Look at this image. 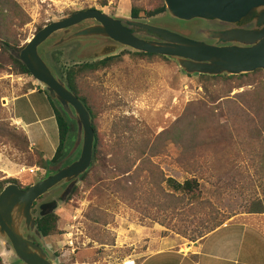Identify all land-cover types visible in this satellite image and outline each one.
<instances>
[{"label":"rangeland","instance_id":"rangeland-1","mask_svg":"<svg viewBox=\"0 0 264 264\" xmlns=\"http://www.w3.org/2000/svg\"><path fill=\"white\" fill-rule=\"evenodd\" d=\"M159 1L17 0L30 18L21 30L24 38L21 45L25 47L39 32V27L43 29L72 13L97 9L111 16L130 18L132 6L151 11ZM163 16L164 13L140 19L158 21ZM164 23L168 29L187 31L191 38L200 40L203 39L201 31L206 27L200 20L182 22L169 16ZM87 44L73 43L44 56L60 73L63 68L79 64L78 53ZM134 54L130 50L119 52L113 57L117 59L111 67L88 77L87 82L97 100L100 140L108 144L113 123L131 119L139 127L138 135L153 145L154 175L142 170L141 173L131 171L115 180L113 167H109L113 172L109 176L99 167L96 171L103 175L97 178L91 173L85 183L83 179L91 168L67 202L56 211L58 233L45 239L48 249L58 257L55 264H123L126 261L140 264L163 243H194L191 235L205 228L200 223L211 226L227 220L225 224H229L249 217L256 223L264 221V214L247 213L253 203L264 206V132L259 138L255 125L248 121L253 112L247 102L255 86L243 82L239 87L238 81L224 84L206 81L200 76L190 77L176 62L165 57L143 58ZM35 86L39 84L32 76L17 75L12 69L0 72V123L15 132L12 140L0 139V181L17 179L22 187L39 182L53 170L48 165L42 168L44 161L31 149L30 143L26 145L25 137H28L14 122L10 111L9 101ZM36 99L38 96L29 98L30 104L23 107L28 122L46 117ZM45 126V122H40L30 127L31 138L36 143L43 141ZM73 131L75 134L74 127ZM169 135L177 141L167 140ZM188 138L193 142L192 147ZM72 144L73 139L70 147ZM30 169L39 171L31 174ZM128 177L133 178L132 192L119 190L117 182H124ZM169 177L179 182L195 177L201 185L198 201L191 204L192 200L188 199L176 205L180 215L169 210L170 199L165 191V179ZM61 189L52 191L40 202ZM244 238L243 230L238 228L234 232L224 231L220 240L214 236L202 244H206L205 252L211 255V248L219 252L222 242Z\"/></svg>","mask_w":264,"mask_h":264},{"label":"water","instance_id":"water-1","mask_svg":"<svg viewBox=\"0 0 264 264\" xmlns=\"http://www.w3.org/2000/svg\"><path fill=\"white\" fill-rule=\"evenodd\" d=\"M163 1L166 11L158 21L83 10L48 24L23 49L10 50L73 125L75 134L66 157L56 165L48 164L53 170L44 179L26 189L10 183L0 193V256L7 264L56 263L58 257L48 249L36 220L55 214L94 162L97 140L92 116L45 53L73 43H88L78 53L79 64L100 62L130 50L174 61L190 77L264 71V0ZM168 16L182 22L206 23L201 31L203 39L166 28L162 24ZM58 188L62 189L40 202Z\"/></svg>","mask_w":264,"mask_h":264},{"label":"trees","instance_id":"trees-1","mask_svg":"<svg viewBox=\"0 0 264 264\" xmlns=\"http://www.w3.org/2000/svg\"><path fill=\"white\" fill-rule=\"evenodd\" d=\"M165 11V3L163 0H160L159 4L151 11L144 10L139 5L132 6L131 17L133 19H140L144 16H158L163 14ZM29 22V16L26 14L23 7L17 2V0H0V61L2 63L0 66V72H8L9 69H12V72L16 73L17 75L32 76L28 69L10 54V50L14 49L19 51L24 47V45H21L22 41L24 40L21 30ZM41 29L42 27H39V31ZM134 55L143 58L158 56L146 53H136ZM116 59L117 58L111 57L100 62L77 64L70 68H63L60 70L63 80L66 82L69 89L86 105L93 120V128L97 140L94 152V165L92 170L84 177L83 181H85V183L89 181L91 173H93L92 176L97 178L99 175H103L101 172L100 174L99 172L97 173L96 170L99 167L103 168L104 172L108 176L113 173L109 170V167H113L115 170V174H113L115 176V180L120 176L130 173L131 171L141 173L140 171L142 170L150 173V175H154L153 168L156 166L152 159L154 158L153 145H151L150 140L142 137L141 134L138 135L139 127L137 123L133 122L129 118L116 120L111 127L110 140L108 144L103 143L98 135V105L97 100L95 99L94 90L91 89L89 83L87 82V78L108 69ZM257 77L260 79L257 83H255V79ZM200 78L212 82L221 81L224 84L232 81H238L239 87L243 86L244 83L253 87L255 86L252 96L247 102V106H249L250 111L253 112V115L248 121L250 124L255 125V132L258 134V137L260 138V136H262L264 132V71L258 70L254 73L241 76H200ZM38 88L46 94L53 108L59 133V145L55 156L51 161L47 162L43 159V156L38 153V156H40V158L44 161L42 168L45 169L48 164L56 165L66 157L68 149H70L69 142L71 139L74 140V131L73 125L67 120L62 111L49 98L47 93L39 86ZM14 136L15 132L8 130L5 128V125L0 123V139L6 138V140H12ZM161 138H163L162 135L160 139ZM166 138L167 140L172 139L171 135ZM172 140L175 142L177 141L175 138ZM25 141L27 142L26 145L28 146L29 142L26 137ZM187 142L189 147L193 146V142L189 141V138ZM10 183H14L22 189H26L30 186L22 187L21 183L17 179L10 178L0 181V193ZM133 183V178L128 177L124 182L118 181L116 187L119 190H127L132 192V188H134ZM165 183V191H167V197L170 199L171 209L169 210L172 214H181V211L178 213L177 210L179 208L176 205H178V203L182 202L183 200H192L191 204H193L200 199L201 185L199 180L195 177L185 180L184 182H179L176 179L169 177L165 179ZM76 191L77 190H75V192ZM247 213L264 214V206L262 203H253ZM226 221L227 220H220L218 222H214L211 226L200 223L202 224L200 227H205L204 230L202 229L201 231H198V233H195L196 235H191L190 240L194 243L204 240L208 235L224 226ZM58 222L59 216L57 214H52L43 219L38 218L36 220L38 230L42 233L45 239L54 237L58 233ZM0 264H4L1 256Z\"/></svg>","mask_w":264,"mask_h":264},{"label":"crops","instance_id":"crops-1","mask_svg":"<svg viewBox=\"0 0 264 264\" xmlns=\"http://www.w3.org/2000/svg\"><path fill=\"white\" fill-rule=\"evenodd\" d=\"M36 96H38V99L35 102L39 101L40 104L37 102L36 104L42 106L46 117L43 120L28 122V115L23 107L30 104L28 102L29 98H35ZM9 106L14 122L25 132L31 149L40 153L47 162L51 161L59 145L55 141L56 137L59 138V133L54 111L46 94L38 86H35L27 93L12 98L9 101ZM40 122L46 123L43 128L44 137L42 142L36 143L31 138L30 127ZM251 218L253 217L242 219V222L225 224L201 242L187 245L163 243L157 251L143 259L140 264H264V221L256 223L255 219ZM238 228L243 230L245 236L243 240L235 239L222 242V245L219 246V252L211 248V255L205 252L206 244H202L203 242L214 236H217V240H220V236L224 231L234 232ZM246 238L248 239L247 242Z\"/></svg>","mask_w":264,"mask_h":264},{"label":"built area","instance_id":"built-area-1","mask_svg":"<svg viewBox=\"0 0 264 264\" xmlns=\"http://www.w3.org/2000/svg\"><path fill=\"white\" fill-rule=\"evenodd\" d=\"M31 174H35L36 172L39 171V169H30L29 170ZM123 264H136L135 261H126Z\"/></svg>","mask_w":264,"mask_h":264},{"label":"flooded vegetation","instance_id":"flooded-vegetation-1","mask_svg":"<svg viewBox=\"0 0 264 264\" xmlns=\"http://www.w3.org/2000/svg\"><path fill=\"white\" fill-rule=\"evenodd\" d=\"M37 204L35 205L34 209H33V214H35L37 212ZM31 241H34L35 243H37V241L35 239H30Z\"/></svg>","mask_w":264,"mask_h":264}]
</instances>
